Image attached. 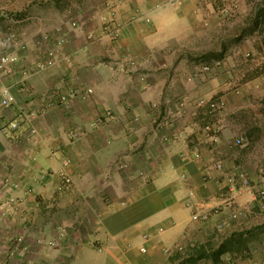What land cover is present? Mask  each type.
<instances>
[{"label": "crops", "instance_id": "crops-1", "mask_svg": "<svg viewBox=\"0 0 264 264\" xmlns=\"http://www.w3.org/2000/svg\"><path fill=\"white\" fill-rule=\"evenodd\" d=\"M197 2L122 5L113 19L107 16L99 43L81 45L72 36L65 48L71 63L32 70L24 91L16 84L19 73L0 74V87L15 99L0 107V250L23 236L8 264H168L180 244L208 239L218 220L229 237L249 229L246 218L257 202L250 190L226 187L224 177L241 171L264 187V159L250 164L235 152L234 140L243 143L246 134L237 133L240 120L230 107L217 114L200 104L223 87L224 77L201 79L186 60L167 55L196 22ZM26 5L25 19H50L49 4ZM79 86L93 94L40 113L43 93ZM178 101H184L180 115ZM20 108L35 113L30 123L2 131ZM75 132L81 135L72 138ZM62 174L71 178L69 187ZM237 206V218L229 219ZM203 213L206 220H192ZM39 237L56 246L38 245ZM262 245L264 239L251 240L245 257L230 250L217 264H264Z\"/></svg>", "mask_w": 264, "mask_h": 264}, {"label": "rangeland", "instance_id": "rangeland-1", "mask_svg": "<svg viewBox=\"0 0 264 264\" xmlns=\"http://www.w3.org/2000/svg\"><path fill=\"white\" fill-rule=\"evenodd\" d=\"M27 1L29 0H0V12L13 16L19 15L24 11L23 9L27 10ZM37 1L45 5L49 4L45 10L50 13V19L37 16L38 18L12 24L0 17V37L5 38L10 33L14 34L16 45L10 49V52L18 55L22 61L35 60L38 49L52 47L57 37L64 40V52L69 44V38L72 36L80 41L81 45L99 43L102 39L101 32L105 31L104 27L109 23L107 16L110 15L113 19L115 11H118L122 5H126L128 9H138L147 0ZM255 1L198 0L196 22L184 32V38L175 42L176 48L167 53L171 58L178 56L190 63L193 75L200 76L201 79L224 77L223 87L212 98L225 97V108L230 107L235 118L240 120L237 133L244 132L246 137L243 138V143L240 145L234 144L235 152L246 157L250 164L261 162L264 159V51L261 44L262 35L259 31H254L252 34L242 32ZM156 2L157 7L166 4L163 3V0H156ZM57 12L59 18L53 19L51 14ZM26 14L23 12L18 16V19H24L23 16ZM258 29H264V25ZM116 36V34H111L109 40L114 41ZM238 59L240 63L236 69L231 65ZM218 60L222 61L219 67H212L208 72L201 70L202 66L212 65L214 61ZM233 69L236 71L233 72ZM185 70L186 64L182 72L184 73ZM246 219L251 225L249 229H244L233 237H229L226 236L224 228L217 230L213 225L209 227L206 240H212L215 243L226 241V248L236 251V256L246 255L243 246L233 243V239L237 240L241 233L245 234L241 239L246 247L251 240L264 239V214L260 213L258 207L255 206L250 208V215ZM180 245L184 247V243ZM262 247L264 248V245ZM200 262L202 261H199L198 264Z\"/></svg>", "mask_w": 264, "mask_h": 264}, {"label": "built area", "instance_id": "built-area-1", "mask_svg": "<svg viewBox=\"0 0 264 264\" xmlns=\"http://www.w3.org/2000/svg\"><path fill=\"white\" fill-rule=\"evenodd\" d=\"M163 3H171V4H179L181 0H163ZM155 6L157 7V2L154 0ZM0 17H2L5 21L16 24L21 21H25L27 19H18V17L10 15L8 13L0 12ZM116 34V33H114ZM55 43L52 47L49 48H40L37 51V57L35 60L31 61V68L27 67L25 64L26 61H22L18 55L10 52V49L16 45L15 36L13 33H10L5 38L0 37V74L4 76H13L15 73H19L21 79L16 81L18 85V89L21 91L26 90L25 78L28 76L32 70H43L49 68L54 65H58L59 63L70 64L71 56L67 55L63 50V38L57 37L55 39ZM222 64V61H214L212 65H204L201 70L203 72H208L212 67H219ZM93 94V90L91 87H76L67 92H62L60 90H50L43 93L39 99L44 103L40 109V113H44L47 110L54 108L56 106H65L69 103V101L78 96L81 100H87ZM15 103L14 96L12 95L9 87L1 86L0 87V107L9 108ZM178 114L180 115L184 101H178ZM201 105H206L211 112L219 113L221 112L226 105L225 97L218 96L206 101L203 103L200 101ZM155 107L156 105L153 104ZM106 116L111 117L110 113L106 111ZM35 116V113L25 111L23 108H20L16 117L10 120L6 125L1 127L2 131L10 132L16 131L23 124L30 123L32 117ZM81 135L80 132H75L72 134V138H78ZM242 143V139L238 138L234 140L235 145H240ZM67 163V160L64 161V164ZM119 168H126L125 163H121L118 165ZM215 167L217 170H223L222 161H217L215 163ZM139 175H143L142 171H139ZM62 183L69 187L71 185V178L65 174L61 175ZM264 181V177H262ZM225 186L230 190H235L237 186L242 189L250 190L253 195V200L257 202V207L260 213L264 214V187H260L258 183H252V181L247 177V175L241 171L231 172L225 174L224 177ZM11 200V199H10ZM121 205L124 202H120ZM240 209L236 208L233 211L228 213L229 219H236L238 214L240 213ZM218 211L215 210L212 212L213 215H218ZM209 217V213H203L202 215L192 214V220H198L202 218L206 220ZM29 222H32L31 220ZM224 221H216L215 228L217 230H222L224 228ZM3 231L2 222L0 217V233ZM66 235V231L61 230L59 236L63 238ZM23 236L15 235L11 238V240H7L4 242H8L11 244L7 251L2 252L0 250V264H8L9 258L14 254L15 248L20 245L22 242ZM38 245L54 247L56 246V242L51 239H44L43 237H39L36 240ZM180 248V247H179ZM140 252H145L146 249L144 246L139 248ZM164 253H169L167 249L164 250ZM169 255V254H168ZM168 261V259H167Z\"/></svg>", "mask_w": 264, "mask_h": 264}, {"label": "trees", "instance_id": "trees-1", "mask_svg": "<svg viewBox=\"0 0 264 264\" xmlns=\"http://www.w3.org/2000/svg\"><path fill=\"white\" fill-rule=\"evenodd\" d=\"M262 25H264V0H256L251 7V12L244 23L242 32L252 34L254 31H259L262 35L261 44L264 51V29H258ZM242 236L243 233L237 237V240L233 239V243L242 245L243 250L247 253L248 250L241 239ZM230 250L226 248V241H221L220 243H215L212 240L190 242L186 243L184 247H176L170 253L168 263L198 264L201 260H209L213 264H217L220 261V256ZM240 257L243 258L245 255H241Z\"/></svg>", "mask_w": 264, "mask_h": 264}]
</instances>
